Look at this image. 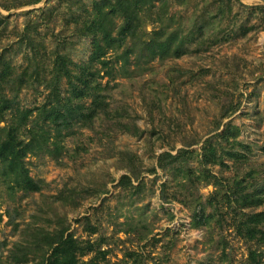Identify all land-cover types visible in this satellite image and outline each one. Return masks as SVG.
I'll return each mask as SVG.
<instances>
[{"label": "rangeland", "instance_id": "rangeland-1", "mask_svg": "<svg viewBox=\"0 0 264 264\" xmlns=\"http://www.w3.org/2000/svg\"><path fill=\"white\" fill-rule=\"evenodd\" d=\"M37 1L0 0V61L16 81L4 90L33 115L56 55L74 74L89 59L81 32L99 0ZM148 1L135 46L101 69L109 116L75 125L58 158L25 157L39 192L0 177V264H46L61 235L77 264H245L251 250L264 263L236 230L264 212L239 197L264 200V0ZM170 34L150 56L144 43Z\"/></svg>", "mask_w": 264, "mask_h": 264}, {"label": "trees", "instance_id": "trees-1", "mask_svg": "<svg viewBox=\"0 0 264 264\" xmlns=\"http://www.w3.org/2000/svg\"><path fill=\"white\" fill-rule=\"evenodd\" d=\"M41 1V0H39ZM37 1L36 3H39ZM148 0H99L92 7L91 19L84 23L82 35L91 37L92 51L87 62L76 66L77 73H72L68 67L71 64L64 54H57L53 62L51 73L52 88L45 101L38 106L36 114L29 110L14 107L5 88L16 81L11 79V71L7 63L0 61V177L11 190L18 189L24 193H36L42 188L34 181L24 166V159L29 153H47L58 158L63 150V141L72 136L75 125L92 128L94 120L108 114V104L105 102L104 90L101 87V69H107L112 63L109 54L117 52L131 41L137 40L141 24V16L147 11ZM117 21H120L117 25ZM4 19L0 18V28ZM156 36V35H154ZM159 38V36H156ZM173 35L168 36L164 43L152 40L145 46L151 47L150 56L157 51L171 48ZM178 50V48H176ZM176 50V52H177ZM131 51L127 49L126 52ZM179 55V54H177ZM181 55V54H180ZM31 62L33 61L30 60ZM69 63V64H68ZM100 69L96 71V67ZM95 69V70H94ZM106 74L107 70H105ZM65 81L66 90L61 89V82ZM86 99L89 100L86 103ZM227 130L222 136L226 134ZM209 148L203 153L212 160L216 152V145L211 141ZM60 153V154H59ZM57 154V156H56ZM59 154V156H58ZM128 178H122V181ZM127 181H130L129 179ZM240 207L244 210L259 207L264 200L255 194L239 195ZM237 225V233L246 241L254 242L258 247L264 246V212L242 215ZM71 237L61 239L55 246L46 264H77V248ZM259 250L249 252L245 264H262V254ZM83 255V254H82ZM260 257V258H259ZM264 264V263H263Z\"/></svg>", "mask_w": 264, "mask_h": 264}]
</instances>
